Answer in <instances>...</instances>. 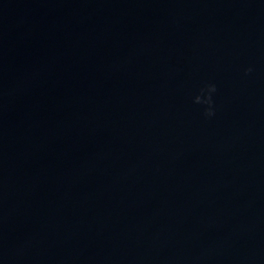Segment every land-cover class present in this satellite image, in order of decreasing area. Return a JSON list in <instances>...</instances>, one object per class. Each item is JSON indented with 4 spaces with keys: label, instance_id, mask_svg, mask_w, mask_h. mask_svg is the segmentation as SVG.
Here are the masks:
<instances>
[{
    "label": "water",
    "instance_id": "1",
    "mask_svg": "<svg viewBox=\"0 0 264 264\" xmlns=\"http://www.w3.org/2000/svg\"><path fill=\"white\" fill-rule=\"evenodd\" d=\"M0 264H264V0H0Z\"/></svg>",
    "mask_w": 264,
    "mask_h": 264
},
{
    "label": "clouds",
    "instance_id": "2",
    "mask_svg": "<svg viewBox=\"0 0 264 264\" xmlns=\"http://www.w3.org/2000/svg\"><path fill=\"white\" fill-rule=\"evenodd\" d=\"M254 71L252 66L244 70V74L248 75ZM218 92L217 84L213 81H207L199 88L197 94L193 98V102L200 105L202 108V116L205 119H212L217 114V105L215 102V95Z\"/></svg>",
    "mask_w": 264,
    "mask_h": 264
}]
</instances>
